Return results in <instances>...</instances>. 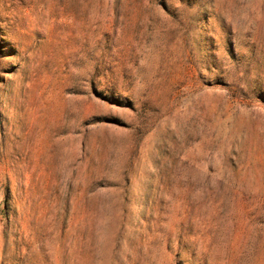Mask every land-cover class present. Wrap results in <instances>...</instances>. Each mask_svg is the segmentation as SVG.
I'll return each mask as SVG.
<instances>
[{"label":"rangeland","instance_id":"obj_1","mask_svg":"<svg viewBox=\"0 0 264 264\" xmlns=\"http://www.w3.org/2000/svg\"><path fill=\"white\" fill-rule=\"evenodd\" d=\"M0 264H264V0H0Z\"/></svg>","mask_w":264,"mask_h":264}]
</instances>
